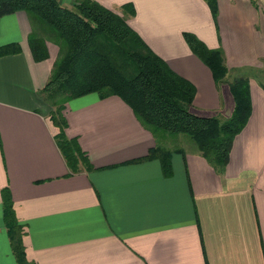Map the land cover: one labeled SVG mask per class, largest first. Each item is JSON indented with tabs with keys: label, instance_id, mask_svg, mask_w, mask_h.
Returning a JSON list of instances; mask_svg holds the SVG:
<instances>
[{
	"label": "crops",
	"instance_id": "obj_1",
	"mask_svg": "<svg viewBox=\"0 0 264 264\" xmlns=\"http://www.w3.org/2000/svg\"><path fill=\"white\" fill-rule=\"evenodd\" d=\"M97 1L124 15L194 83L199 115L230 116L235 98L184 32L221 46L228 79L249 77L250 117L222 171L187 133H162L159 141L172 150L173 170L165 174L157 157L136 160L157 139L121 96L73 97L64 129L92 168L81 162L72 173L55 137L54 107L40 94L61 41L26 10L0 15V45L22 47L0 55V264H18L3 217L5 186L35 264H264V0H218L217 20L207 0ZM32 35L45 39L49 57L34 58Z\"/></svg>",
	"mask_w": 264,
	"mask_h": 264
},
{
	"label": "trees",
	"instance_id": "obj_2",
	"mask_svg": "<svg viewBox=\"0 0 264 264\" xmlns=\"http://www.w3.org/2000/svg\"><path fill=\"white\" fill-rule=\"evenodd\" d=\"M207 1L217 20L218 0ZM123 6L135 13L132 5ZM17 10L36 15L57 32L61 41V55L40 94L54 107L51 116L60 126L55 137L72 173L82 169L81 162L87 168L92 165L77 139L67 136L63 109L69 99L90 92H97L102 98L112 94L121 96L152 130L156 145L136 160L157 157L164 173L171 174L172 150L161 144L159 136L183 132L191 135L201 153L218 170H224L234 138L250 117L252 100L249 77L228 79V66L221 46L209 47L194 32H184L192 50L208 64L216 81L230 83L235 98L230 116L199 115L192 110L196 94L194 83L174 70L119 12L97 0H76L72 6L59 0H0V15ZM30 46L36 60L49 57L42 37L32 35ZM21 50L18 42L0 45V55ZM2 196L3 217L18 264H35L26 256L24 225L16 217L9 186L2 189Z\"/></svg>",
	"mask_w": 264,
	"mask_h": 264
},
{
	"label": "rangeland",
	"instance_id": "obj_3",
	"mask_svg": "<svg viewBox=\"0 0 264 264\" xmlns=\"http://www.w3.org/2000/svg\"><path fill=\"white\" fill-rule=\"evenodd\" d=\"M46 25L49 27V29H51V30H48L49 33L47 32V34L49 35V38L52 39V40L59 39V36H58L57 32L51 26H49L48 24H46ZM61 50H62V47H61ZM61 50L59 52L58 57L61 55ZM185 135L187 137H189L188 139H190V140L192 139L191 135H189V134H185Z\"/></svg>",
	"mask_w": 264,
	"mask_h": 264
}]
</instances>
